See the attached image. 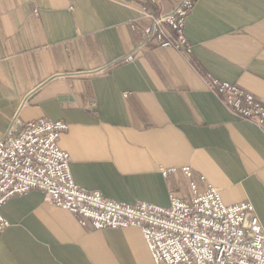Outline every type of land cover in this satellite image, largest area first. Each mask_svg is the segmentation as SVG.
Returning a JSON list of instances; mask_svg holds the SVG:
<instances>
[{
	"label": "crops",
	"instance_id": "1",
	"mask_svg": "<svg viewBox=\"0 0 264 264\" xmlns=\"http://www.w3.org/2000/svg\"><path fill=\"white\" fill-rule=\"evenodd\" d=\"M140 3L0 0V138L61 120L58 144L82 188L167 206L170 192L189 196V166L199 191L212 184L225 204L250 202L264 226V132L206 84L210 74L264 103V0H197L184 25L189 54L140 45ZM0 214V264H152L139 227H83L39 190Z\"/></svg>",
	"mask_w": 264,
	"mask_h": 264
},
{
	"label": "built area",
	"instance_id": "2",
	"mask_svg": "<svg viewBox=\"0 0 264 264\" xmlns=\"http://www.w3.org/2000/svg\"><path fill=\"white\" fill-rule=\"evenodd\" d=\"M161 1L141 0L140 18L145 23L140 27V45L154 42L189 54L184 25L197 0H178L167 11L159 9ZM206 84L229 114L251 121L264 132V103L210 74ZM67 128L61 120L40 117L23 123L18 131L13 126L7 129L0 138V206L34 189L43 192L49 203L71 212L83 227L137 226L152 264H264V226L250 202L225 204L212 184L199 191L189 166L182 167L189 179V196L170 192L167 206L145 200L121 202L82 188L72 178L68 152L58 144ZM174 171L161 168L164 176ZM6 226L8 221L0 214V233Z\"/></svg>",
	"mask_w": 264,
	"mask_h": 264
},
{
	"label": "rangeland",
	"instance_id": "3",
	"mask_svg": "<svg viewBox=\"0 0 264 264\" xmlns=\"http://www.w3.org/2000/svg\"><path fill=\"white\" fill-rule=\"evenodd\" d=\"M115 1H116V0H115ZM117 2H118V1H117ZM125 2H126V0H125ZM125 2H124V3H125ZM119 3H120V2H119ZM140 4H141V3H140ZM159 9L162 10V11H167V10H163V9H161L160 6H159ZM140 19H141V20H144V19H142V18H140ZM144 23H145V22H144ZM143 25H144V24H143Z\"/></svg>",
	"mask_w": 264,
	"mask_h": 264
}]
</instances>
